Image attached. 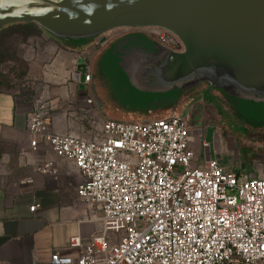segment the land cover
<instances>
[{"label":"built area","instance_id":"obj_1","mask_svg":"<svg viewBox=\"0 0 264 264\" xmlns=\"http://www.w3.org/2000/svg\"><path fill=\"white\" fill-rule=\"evenodd\" d=\"M152 30L161 46L181 49ZM82 82L84 104L99 120L89 135L53 132L45 104L26 118L30 148L42 143L73 164L82 177L76 195L101 223L84 246L69 238L82 250L76 259L53 254L51 264H264V177L237 174L205 142L196 153L175 113L145 122L104 118L89 94V66ZM39 170L51 173V162Z\"/></svg>","mask_w":264,"mask_h":264},{"label":"water","instance_id":"obj_2","mask_svg":"<svg viewBox=\"0 0 264 264\" xmlns=\"http://www.w3.org/2000/svg\"><path fill=\"white\" fill-rule=\"evenodd\" d=\"M25 23L67 44L123 29L173 36L180 50L127 35L105 54L138 92L160 96L149 112L202 84L233 103L264 107V0H0V28ZM89 94L98 108L92 82Z\"/></svg>","mask_w":264,"mask_h":264},{"label":"crops","instance_id":"obj_3","mask_svg":"<svg viewBox=\"0 0 264 264\" xmlns=\"http://www.w3.org/2000/svg\"><path fill=\"white\" fill-rule=\"evenodd\" d=\"M27 27L35 28H2L0 39ZM39 31L38 37L10 42L16 53L26 49L21 55L13 52L27 64L26 83L16 90L0 89V264H51L53 254L74 260L82 250L70 247L69 238L79 236L84 246L101 231L98 213L76 195L82 177L73 164L42 143L35 150L29 146L26 118L39 104H45L53 132L90 134L86 116L74 107L84 104L82 74L88 66L92 73L90 49L84 43L61 44ZM48 162L52 172L41 173Z\"/></svg>","mask_w":264,"mask_h":264},{"label":"rangeland","instance_id":"obj_4","mask_svg":"<svg viewBox=\"0 0 264 264\" xmlns=\"http://www.w3.org/2000/svg\"><path fill=\"white\" fill-rule=\"evenodd\" d=\"M129 32L143 34L149 31L123 29L114 30L105 33L104 35L107 36L109 40L117 38L118 36H122L123 34ZM40 33L41 32L39 30L33 27H27L21 31L13 32V36L22 41L29 40L32 37H38ZM90 42L85 43L87 44L86 47H89L88 49H90L88 51L89 53H87L88 59H92V57L94 56L96 58L98 55L97 53L99 51V48L102 46L95 45L98 42V38ZM39 45L42 46L43 44L39 43ZM24 51H26V49L23 47L20 48L17 53L16 48L14 50V52L18 55H21V53H24ZM10 62H7V66H2L0 68V71L4 72L3 74H6H0V81L5 82L3 85H0V89L5 88L9 90H16L26 83L27 64L24 61H16V59L11 58ZM91 64H93V94L98 101V108H100V111H103L106 118L123 122H145L151 117L165 115V112H171L174 110L175 107L163 106L161 108L159 107L157 110L156 108H154V111L149 112V110L147 109L150 108L149 104H157V100L161 99L159 95L149 96L138 92L135 88L131 86L130 83H128V81L120 71L116 70L113 67L111 68L108 63H101L99 62V59L97 61H95L94 59L93 61H91L90 65ZM234 105L236 108L238 107V109L247 108L249 110H262H260V112L252 113L247 111L246 109H241L242 111H245L247 113L240 112L239 117H237L236 115L235 118L230 121H226L223 118H220L218 119V126L210 125L211 123L209 122V124H207L208 126L206 125V133L203 139L204 141H207L211 145H213L214 134H217L219 137L216 136L214 149L216 153H218L216 155L218 159H220L219 155H221L222 157L226 156L232 158L233 160H236L240 167L246 170L241 175L243 177H247L246 174L253 173V175H256L253 177L263 178L264 107H254L253 105H244L243 103L238 102H235ZM74 107L75 109H79L81 115L86 116V130L88 133H92L93 131L98 129L99 120L97 119V116L92 109L86 108L84 104H82V106L80 107H76L74 105ZM241 116L244 118H242ZM216 122L217 118L214 119L213 124ZM246 124L251 125V127H249L248 129L247 127H245ZM219 138L221 140H219ZM220 142H222V144ZM201 144L202 143L200 141L195 140L192 141L189 145L192 149L203 153L204 151L202 149Z\"/></svg>","mask_w":264,"mask_h":264},{"label":"flooded vegetation","instance_id":"obj_5","mask_svg":"<svg viewBox=\"0 0 264 264\" xmlns=\"http://www.w3.org/2000/svg\"><path fill=\"white\" fill-rule=\"evenodd\" d=\"M147 30L149 31L147 33L140 34V33L129 32V33L123 34L122 36H118L117 38H113L109 40L107 36L103 34V35H99L93 38L92 40L86 41L85 43L94 41L95 39L98 38V42L95 45L96 46L102 45V46L99 48L97 57L95 58L94 56L92 58V61L94 59L95 61H97L100 58L101 63L102 62L108 63L107 56L105 54L109 50L110 46L119 38L125 37L127 35H133L134 38L147 41L155 47H162L166 49L169 48V47L161 46L160 44H158L156 39L152 35H150L152 34L154 30L152 29H147ZM170 47L179 48V44L175 43V44H172ZM160 102L161 104H165L164 106L175 107L173 111L171 112L168 111L167 113H175L178 116V118L182 120V122L184 123L187 129L188 135L191 138H193L194 141L198 140L201 143L204 141L203 138L205 137V133H206V125L209 124V122L211 123L210 125L218 126L217 125L218 119L220 118H223L226 121L228 120L230 121L233 118H235L236 115L237 117L240 116V112L235 108V105L232 101L225 99L224 97H221L217 92H214L208 86L203 85V84L191 91L169 94L168 97H165ZM215 118H217V122L213 124ZM245 127L249 129L251 125L246 124ZM216 136L218 135L214 134L213 145H211L207 141H204V142L207 144V152L211 156L218 158L216 156L218 153H216L214 149ZM219 140L221 139L219 138ZM220 143L222 144V142ZM194 151L196 153H200L197 150H194ZM219 158L223 163L227 165V167L234 170L239 175H242V173L246 171L244 170V168L240 167V165L238 164V162H236V160H233L230 157H226V156L222 157L221 155H219ZM246 175L248 177L256 176V175H253V173L246 174Z\"/></svg>","mask_w":264,"mask_h":264},{"label":"trees","instance_id":"obj_6","mask_svg":"<svg viewBox=\"0 0 264 264\" xmlns=\"http://www.w3.org/2000/svg\"><path fill=\"white\" fill-rule=\"evenodd\" d=\"M29 24H32V23H25L24 26H27ZM16 24H11V25H7V26H4L2 28H5V27H14ZM18 25V24H17ZM32 26H34L37 30H41V29H38V27L34 24H32ZM0 28V29H2ZM42 31V30H41ZM10 33H8L6 35V37H3L0 39V63H4V62H7V61H10V58L11 59H16L15 56H13V52L15 50V48L13 46L10 45V42L16 38L13 36V33L11 31H9ZM44 32V31H43ZM45 33V32H44ZM47 34V33H45ZM48 35V34H47ZM51 39H53L54 41L56 42H59L61 43L60 41H58L57 39L53 38L52 36L48 35ZM63 44V43H61ZM65 45H70V44H67V43H64ZM16 61H19V59ZM0 74H3V72L0 71ZM3 75H6V74H3ZM5 77V76H4ZM235 103V101H234ZM236 108V107H235ZM239 112H242V113H247L245 111H242L241 109H238V107L236 108Z\"/></svg>","mask_w":264,"mask_h":264}]
</instances>
